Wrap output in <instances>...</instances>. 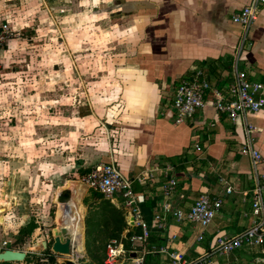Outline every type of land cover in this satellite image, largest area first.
I'll use <instances>...</instances> for the list:
<instances>
[{
    "label": "crops",
    "instance_id": "0c3cea01",
    "mask_svg": "<svg viewBox=\"0 0 264 264\" xmlns=\"http://www.w3.org/2000/svg\"><path fill=\"white\" fill-rule=\"evenodd\" d=\"M249 1L106 0L114 5L116 13L108 18L106 34L101 35L103 30H99L97 35L103 37L102 41L107 39L113 53L121 50L120 57L113 60L114 66L93 59L90 64L97 69H87L85 65L83 68L81 59L85 58L81 52L91 57L95 51L76 43L57 50L60 57L70 61L63 70L57 62L50 63L59 57L51 50L56 37L47 34L44 26L46 0H0V24L7 23L14 33L0 52V165L10 167L15 163L21 166V173L30 168L28 180L20 178L19 188L10 179L4 178L3 184H12L14 193L22 185H39L41 175L46 178L52 173V158L47 157V150L58 147L66 157L68 149L91 138L73 168L92 169L113 161L132 181L133 191L145 196L141 211L150 234L145 243H135L144 254V264H171V254L187 262L201 258L204 264H264V247L243 246L228 255L211 254L217 237L235 236L251 225V201L257 187H261L260 194L264 196V108L245 118L252 129V147L261 156L253 170L249 157L242 152L246 127L243 119L233 124L207 105L192 119L178 124L171 105L179 80L195 69L204 70L211 85L224 93L232 83L234 66L246 79L264 86V8L245 33L231 21V16ZM85 18L100 23L105 16L91 13ZM57 40L61 44V38ZM50 68L60 78L67 72L68 79L54 81ZM83 69L90 72V77L81 78ZM54 85H58L61 98L63 86L75 87L76 93L86 96L89 107L77 106V115H69L61 122L59 140L51 139L55 132L45 113L51 106ZM23 132H31L32 136L24 138ZM7 145L18 151L16 158L4 153ZM66 166L64 170L72 168ZM155 167L159 173H154L153 180L144 179L142 184L135 181ZM77 168L73 175H80ZM160 171H167L168 176L160 175ZM171 178L177 185L173 195L165 199L162 185ZM201 194L220 198L222 207L204 230L202 241H198L201 229L186 221L176 223L163 213L162 205L168 202L173 209L187 212ZM110 202L127 216L121 198ZM21 205L18 201L14 212ZM81 207L84 209L83 204ZM156 215L162 218L159 229L155 227ZM27 217L25 213L18 216L20 221ZM13 223L11 228H21V222ZM127 224L128 230L129 219ZM139 232L131 226L125 240L130 241ZM39 243L42 241L32 248L36 249ZM153 247L165 252L145 253Z\"/></svg>",
    "mask_w": 264,
    "mask_h": 264
},
{
    "label": "rangeland",
    "instance_id": "374dc122",
    "mask_svg": "<svg viewBox=\"0 0 264 264\" xmlns=\"http://www.w3.org/2000/svg\"><path fill=\"white\" fill-rule=\"evenodd\" d=\"M95 1L102 2L95 4ZM106 3V0H46L44 9L46 10L47 20L44 26L47 29V34L56 37V40L51 42V50L52 54H56L59 57L57 60L50 61V63L57 62L59 68L61 67L65 70V68H67V63L70 62L69 58L60 57L57 50L65 49L66 47L69 48L70 46L76 45V43H80V45H87L95 51V54L91 57H89L88 53L81 52L80 55L85 58L84 60L81 59L83 65L80 63L83 68L85 65L87 69L88 67L90 69H97L96 65L90 64V60L93 59L99 60V62H102L106 66L108 62H110L111 66L115 65L113 60L120 57L119 52L121 50L116 49L118 52L113 53V47L108 43L107 39L102 41L101 39L103 37L98 36L99 34L97 35L99 30H103L101 35L106 34L104 31L109 28L108 18L116 13L114 5ZM91 13L102 14L105 16V19L98 23L85 18V16H89ZM55 33H58V35L55 36ZM57 38H61V44H59L60 42ZM47 42L48 39H46V43ZM102 46L103 48L99 49ZM109 46L112 48L108 49ZM74 56H76V54ZM50 69V76L54 81L68 79L69 74L67 76V72L63 73L62 78H60V75L54 71L55 69ZM82 73L85 75L81 76L82 79L90 77L88 74L90 72L84 71L83 69ZM63 87L65 88V92L62 91L63 98H61L58 85H54V88H52L51 106L45 109L47 121H49V124L52 126L51 131L55 132L53 134L55 137L51 138L52 140H59V131H61L62 127L60 126L61 122L69 115L76 116L75 110L77 106L80 109L81 107L89 109L86 96L78 92L76 93L74 91L75 87H71V85L69 87ZM81 98L84 99V101H81ZM60 100H63L62 104ZM2 122L3 119L0 118V124ZM9 124L11 123L9 122ZM14 124L13 122L12 125ZM0 133H3V131L0 130ZM28 133L25 134V132H23L21 135L24 138H29L32 134L31 132ZM15 137L20 136L18 135ZM15 140L14 142L18 141L17 139ZM88 142H92L91 138H87V140L82 139L79 143L75 144L72 149H68L66 151L67 160L66 157L61 154L58 147L53 146L51 150H47L49 151L47 157L49 160L50 157L52 158V173L50 177L46 176L45 178L41 175L42 181L39 185L34 184L33 188L22 185L18 193H14L15 188L13 189L12 184H3V179H10L11 183H13V185L15 184L16 188H19L21 179L24 181L28 180V170L30 168L26 167L25 170L22 171L23 173H21V171H19L21 166L15 163L10 167L8 165H0V210L4 209L3 213L0 212V218L5 217L0 222V241H7L5 248L0 246V252L10 249L27 253L24 261L10 262L9 264H63L64 259H72L77 264H105L108 249L112 247L115 242H122L126 252H137L141 255L139 246H136L131 240L125 241L124 235L128 226V217L124 215V210L117 209L110 202L111 199H107L103 194L93 189H87L85 180L94 167L92 169H90V167L85 168L84 170H82V168L79 169L78 166L73 168V166L78 163V155L80 152H84L85 148L88 147H85ZM4 143H6V141H4ZM12 148V146L7 145L4 153L9 157L16 158L19 153L16 149L12 150ZM20 157H22L21 153ZM66 165L72 168H69L70 170H64L67 167ZM76 168L80 170V175H73V169ZM73 183L81 185L85 190L80 198L81 201L79 200L80 204L82 203L84 206V215L82 219L83 249L81 250L82 254L79 255V247L73 243L74 248L72 247L71 255L65 256L55 254L51 251V245L53 243L52 229L59 226L56 217L58 207L55 198L60 188L68 187ZM18 201H20L22 205L20 210H16L15 212L17 213H15L13 207ZM122 207L124 208L123 204ZM21 213L28 215L27 219L24 218L20 221L18 216ZM13 222H21V227L28 223H33L36 227L30 234L23 233L19 235L18 232L20 230L11 228V224L12 226L15 225ZM17 230L18 232L16 236H14L13 233ZM39 240L46 242L47 247L44 248L42 245H38V248H32ZM76 254L80 257H77ZM118 260L122 264L130 263L127 254L125 257H121ZM0 264H3V262H0Z\"/></svg>",
    "mask_w": 264,
    "mask_h": 264
},
{
    "label": "built area",
    "instance_id": "2783aa9c",
    "mask_svg": "<svg viewBox=\"0 0 264 264\" xmlns=\"http://www.w3.org/2000/svg\"><path fill=\"white\" fill-rule=\"evenodd\" d=\"M264 8V0H250L249 3L231 16V21L241 27L245 33L253 23L258 19L261 10ZM14 36L7 23L0 24V52L6 47L8 41ZM235 62L237 59L235 58ZM172 109L175 115V123H184L192 119L193 116L205 106H211L214 111L225 116L233 124L237 120L243 119L245 127V144L242 152L247 155L251 162V167L256 170L260 163V154L252 147V129L246 124L245 118L249 115L258 113L264 108V86L260 82H251L246 79L245 74L236 69L232 75V83L227 86L226 93L211 85L207 74L202 69H195L191 75L181 78L174 89L172 96ZM195 149L200 151L199 146ZM159 173V168L155 167L145 176L136 177L135 181L142 184L144 179L153 180L154 173ZM160 175L168 176L167 171H160ZM146 177V178H145ZM88 189H93L103 194L107 199L119 197L122 200L124 208L131 216H127L129 221L132 218L133 223L139 233L131 236L130 240L134 242L145 243L149 237V227L143 219L141 206L145 203V196L142 193H135L132 189V181L125 177L112 162L103 163L96 166L89 173L85 180ZM177 181L174 178L166 180L162 185V195L165 199L173 195ZM261 187L255 189L252 195L251 225L235 236H219L215 245L212 247L211 254L228 255L233 251L246 246L249 248L264 247V196L260 194ZM226 192L231 193V188ZM222 207L220 198H212L207 194H201L192 204L187 212L180 209H173L168 202L162 205V211L170 215L176 223L188 222L198 226L201 229L197 237L202 241L204 230L211 224L215 215ZM162 218L159 215L154 217L155 227L161 228ZM7 241H0V246L5 248ZM39 245H41L39 243ZM165 252L163 248H152L145 251L146 254H155ZM134 252H126L121 243H113L108 249L105 264H122L119 258L128 255L129 264H144V254L139 256L135 252V257L130 255ZM171 264H204V260L196 259L187 262L180 256L171 254Z\"/></svg>",
    "mask_w": 264,
    "mask_h": 264
},
{
    "label": "bare ground",
    "instance_id": "6f19581e",
    "mask_svg": "<svg viewBox=\"0 0 264 264\" xmlns=\"http://www.w3.org/2000/svg\"><path fill=\"white\" fill-rule=\"evenodd\" d=\"M84 192L85 190L81 185L73 183L68 187L59 189L55 199V202L58 205L56 217L59 226L57 227H62L67 230L72 247L73 243L79 247V255L82 254L81 250L83 249L82 219L84 209L78 201ZM0 212L3 213L4 209L0 210ZM2 219L3 217L0 218V222Z\"/></svg>",
    "mask_w": 264,
    "mask_h": 264
},
{
    "label": "water",
    "instance_id": "95a60500",
    "mask_svg": "<svg viewBox=\"0 0 264 264\" xmlns=\"http://www.w3.org/2000/svg\"><path fill=\"white\" fill-rule=\"evenodd\" d=\"M57 69V66H55ZM127 216H131V214H127ZM133 220L130 218L129 221V228L125 234V239H128L130 236V227L133 226ZM52 236H53V243L51 245V251L55 254L70 256L72 253V245L67 233V230L62 227H55L52 229ZM42 246L44 248L47 247L46 242H42ZM27 253L21 251H14L10 249H6L0 252V262L7 263V262H21L24 261L26 258ZM131 258L135 257V254L132 253L130 255ZM63 264H77L72 259H64Z\"/></svg>",
    "mask_w": 264,
    "mask_h": 264
},
{
    "label": "trees",
    "instance_id": "16d2710c",
    "mask_svg": "<svg viewBox=\"0 0 264 264\" xmlns=\"http://www.w3.org/2000/svg\"><path fill=\"white\" fill-rule=\"evenodd\" d=\"M35 225L33 224V223H28L27 225H25V226H22L19 230V235H21V234H23V233H27V234H30V233H32L33 231H34V229H35ZM125 241H127V240H125ZM153 240H152V238H150L149 239V242H152ZM26 259V258H25ZM10 262H7V263H3V264H9Z\"/></svg>",
    "mask_w": 264,
    "mask_h": 264
}]
</instances>
